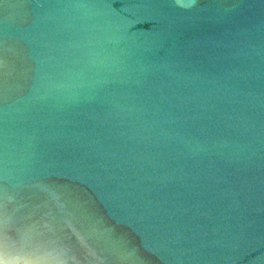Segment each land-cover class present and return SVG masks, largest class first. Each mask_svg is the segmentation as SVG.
I'll return each instance as SVG.
<instances>
[{"label":"water","instance_id":"95a60500","mask_svg":"<svg viewBox=\"0 0 264 264\" xmlns=\"http://www.w3.org/2000/svg\"><path fill=\"white\" fill-rule=\"evenodd\" d=\"M0 264H264V0H0Z\"/></svg>","mask_w":264,"mask_h":264}]
</instances>
